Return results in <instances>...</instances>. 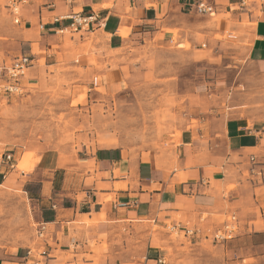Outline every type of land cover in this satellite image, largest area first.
I'll return each instance as SVG.
<instances>
[{
    "label": "rangeland",
    "instance_id": "obj_1",
    "mask_svg": "<svg viewBox=\"0 0 264 264\" xmlns=\"http://www.w3.org/2000/svg\"><path fill=\"white\" fill-rule=\"evenodd\" d=\"M247 4L253 13L264 10V0ZM241 26L243 31L210 39L195 34V46L179 42L177 31L162 42H127L113 51L98 50L92 39L82 43L78 34L58 35L50 55L34 44L38 58L31 57L17 81L21 93L0 94V161L11 155L14 165L0 186V254L24 253V261L37 231L28 197L51 163L67 165L87 149L113 146L172 154L182 131L212 115L264 123V76L246 61L247 45L240 44L254 24ZM21 32L0 0V67L27 55ZM182 222L187 227L121 229L115 241L122 264H257L250 259L256 234L195 242V224Z\"/></svg>",
    "mask_w": 264,
    "mask_h": 264
},
{
    "label": "crops",
    "instance_id": "obj_2",
    "mask_svg": "<svg viewBox=\"0 0 264 264\" xmlns=\"http://www.w3.org/2000/svg\"><path fill=\"white\" fill-rule=\"evenodd\" d=\"M195 1L29 0L20 24L22 47L28 50L23 53L36 62L32 50L38 44L50 55L58 39L53 31L60 25H53L54 18L75 13H94L95 21L77 33L82 36L78 39L82 43L92 39L104 51L127 42H162L171 39L173 31L179 42L189 39L195 46V34L210 39L236 28L243 31L246 20L254 26L244 31L240 44L247 45L246 61L264 76V10L253 13L255 7L247 8L252 0H214V17L219 18L214 22L196 14ZM172 154L113 146L87 149L67 165L51 163L28 197L35 225L44 224L46 229L44 263L122 264L115 241L121 229L178 224L184 228L185 220L195 224V242H202L234 214L239 224L236 235L257 236L251 246L256 254L250 259L264 264V123L217 115L198 119L195 130L182 131ZM12 172L0 161V186ZM30 243V249H38L36 239ZM22 256L0 254V264H22Z\"/></svg>",
    "mask_w": 264,
    "mask_h": 264
},
{
    "label": "built area",
    "instance_id": "obj_3",
    "mask_svg": "<svg viewBox=\"0 0 264 264\" xmlns=\"http://www.w3.org/2000/svg\"><path fill=\"white\" fill-rule=\"evenodd\" d=\"M29 0H5L6 8L12 19L13 24L20 26L22 17V8L28 3ZM194 10L196 14L204 16H214L216 11V5L214 0H196L194 2ZM96 16L94 13L80 14L75 13L68 16L54 18L53 25H58L53 31L57 35L77 34L82 31H87ZM41 30L43 26L39 27ZM33 63V59L27 55H20L15 58L9 66L0 67V94H18L21 93L22 88L17 84L19 78L25 76ZM4 162L7 163L8 168L13 169V159L11 155L4 157ZM250 162L253 163L254 159L250 158ZM249 174H254V169L249 170ZM178 226H172L171 230H174ZM239 224L237 217L232 214L229 215L225 222L212 233V240L218 243L228 242L233 240L238 233ZM45 225L40 224L37 226L36 240L38 243V249H28L24 256L22 264H45L44 259L47 257L46 250L43 245ZM186 234H192L193 230H185ZM163 260L158 259L157 264H163Z\"/></svg>",
    "mask_w": 264,
    "mask_h": 264
},
{
    "label": "bare ground",
    "instance_id": "obj_4",
    "mask_svg": "<svg viewBox=\"0 0 264 264\" xmlns=\"http://www.w3.org/2000/svg\"><path fill=\"white\" fill-rule=\"evenodd\" d=\"M28 165H29V163H26V164H24V165H21V166L19 167V170H24L25 167H27Z\"/></svg>",
    "mask_w": 264,
    "mask_h": 264
}]
</instances>
